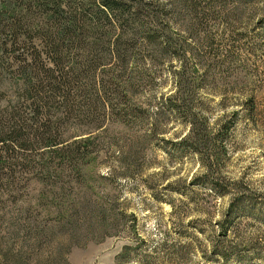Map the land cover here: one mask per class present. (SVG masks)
Instances as JSON below:
<instances>
[{"label":"rangeland","instance_id":"obj_1","mask_svg":"<svg viewBox=\"0 0 264 264\" xmlns=\"http://www.w3.org/2000/svg\"><path fill=\"white\" fill-rule=\"evenodd\" d=\"M5 1L0 0L4 14L10 12ZM203 7L210 17L208 32L200 31L195 40L200 61L191 51L187 58L203 78L197 110L214 134L228 131L227 152L213 172L186 146L190 128L183 117L164 106L175 94L173 70L183 69L182 53L172 56V65L158 67L168 81L152 89L115 82L104 91L103 80L110 79L99 69L79 100L94 102L90 118L81 109L54 133L62 134L59 148L65 150L89 140L86 159L70 157L80 170L76 176L67 172L48 186L42 164L56 167L58 150L52 154L37 145L23 151L17 145L12 152L11 144H1L6 135L0 137L2 252H29L22 257L28 264H119L129 247L120 264H264V0H215ZM193 23L183 17L179 29H171L173 38L184 42ZM4 36L0 32V41ZM189 50L196 53L193 45ZM0 61V134H9V121L19 125V116L30 119L35 109L19 97L20 85L11 78L15 68L1 52ZM250 99L257 106L254 121L247 113ZM98 100L105 104L95 105ZM46 113L36 123L46 122ZM233 203L242 211L234 224L240 233L230 236L227 247L239 253L226 262L208 239L220 234L218 224Z\"/></svg>","mask_w":264,"mask_h":264},{"label":"trees","instance_id":"obj_2","mask_svg":"<svg viewBox=\"0 0 264 264\" xmlns=\"http://www.w3.org/2000/svg\"><path fill=\"white\" fill-rule=\"evenodd\" d=\"M162 1L6 0L10 4V12L6 13H12V22L11 18H5L6 13L0 8V32L5 34V38L0 41L1 55L15 68L11 78H15L20 85L19 97L30 101L35 109L30 119L19 116L21 126L9 121V134H0V137L6 135L8 140L2 138L1 144H11L9 148L12 152L17 145L23 151L37 145L51 152L58 150L59 158H62L56 167L51 162L42 164V173L46 174L48 186L55 184L57 178L60 181L65 179L67 172L76 176L80 170L72 161L84 160L90 153L91 144L88 139L68 146L65 150L59 148L64 139L62 134L54 133L64 130L63 124L70 121V115H77L81 109L86 108L84 116L90 118L94 102L79 100L83 98V92L93 87L91 83L96 79H88L91 73L95 75L99 69L104 70L110 79L103 80L106 82L102 86L104 91L115 82L135 90L152 89L156 83H167L168 76L165 78L158 67L165 63L172 65L174 54L182 53L178 60L183 63V69L173 70L175 94L165 99L164 106L183 117L190 128L185 139L186 146L202 157L210 172H213L222 153L227 152V146L223 143L228 131L224 134L222 129L219 134H214L208 118L196 108L202 94L200 81L203 78L198 71L193 69L192 72L191 60L187 58L188 51H191L194 60L200 61V41L195 40L200 31L208 32L205 25H208L207 19L210 17L202 13L209 11L205 10L203 4L211 6L215 0H166V5H162ZM183 17H190L194 22L191 31L185 35L184 42L189 44L187 47L180 44L182 40H175L171 34L172 28L179 29ZM192 45L196 53L189 50ZM167 57L171 58L165 61ZM2 63L0 61V67ZM97 104L102 107L105 103L98 100ZM247 105L248 116L254 121L257 106L252 99ZM43 110L47 111L48 119L40 125L36 122ZM61 114L64 118L52 120L53 116ZM220 144H223L221 150L218 149ZM75 146L77 148L72 150ZM67 152L69 157L64 158ZM7 154L10 153L7 151ZM70 157L75 159L71 160ZM236 204H232L229 216L218 224L220 234L208 239L213 243L214 254L226 262L232 253H239L227 247L230 236L236 237L240 233V228L234 224L242 211L235 208ZM253 206H250L251 209ZM130 249L126 247L118 257L119 264L128 256ZM0 255L3 264H28L22 257H28L29 252L17 255L12 250L6 253L0 250ZM62 260L64 262V258ZM238 261L243 262L244 259Z\"/></svg>","mask_w":264,"mask_h":264}]
</instances>
